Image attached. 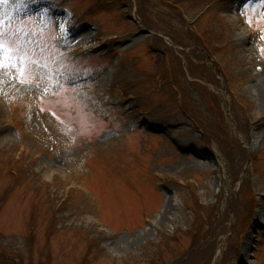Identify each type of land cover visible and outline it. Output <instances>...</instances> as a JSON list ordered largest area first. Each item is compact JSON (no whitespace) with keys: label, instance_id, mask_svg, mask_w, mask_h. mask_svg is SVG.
I'll use <instances>...</instances> for the list:
<instances>
[{"label":"rangeland","instance_id":"1","mask_svg":"<svg viewBox=\"0 0 264 264\" xmlns=\"http://www.w3.org/2000/svg\"><path fill=\"white\" fill-rule=\"evenodd\" d=\"M131 1L132 15L138 18L137 9L141 14L143 10L158 28L154 31L157 38L173 49L180 50L164 34L167 25H170L178 27V30L182 28L181 35L189 38L188 25L183 26L187 21L182 20L180 14L165 3L163 6L162 2L156 0ZM91 5L92 2L87 0L72 1L71 6L80 9L76 11L80 28L60 50H54L53 42L56 40V27L61 30L63 17L56 14L55 29L52 22L45 28L36 24L46 17L50 7L48 3L30 9H14L13 16L18 19L4 30L13 39L29 42L31 51L35 53L33 58L40 60V66L25 67L23 77L16 68H12L9 75L0 74V110L3 111L0 117V196L4 195L0 202V264H82L81 259L85 256L87 264H123L124 260L130 264H157L151 262L156 245L171 237H175V240L161 246L162 262L190 249L189 259L180 260L178 264L189 261L190 264H221L227 247L223 239L225 237L217 249L213 231L206 243L199 247L197 242L201 232L193 224L195 208L190 201V186L187 187V181L183 184L185 187L176 181L193 177L199 184L197 189L191 187L193 194L198 191L204 204L213 205L216 214L221 215L224 196L229 195L233 200L239 191L243 192L246 188L244 155L240 153L244 162L235 163L237 172L234 177L222 169L226 165L231 173L232 168L227 159L219 155L218 143L212 140L210 142L215 145L205 147L206 150L201 148L199 133L187 128L188 123L175 108L172 98L167 95L162 98L157 94L152 79L155 59L154 55L146 52L145 36L116 42V48L123 50L126 57L117 75L116 70L112 73L114 63L109 65V62L103 70L105 59L97 55L70 64L61 61L64 64L62 68L57 66L53 57L60 59L62 56L65 60L64 51L69 48L99 42L94 40L98 31L96 25L101 28L100 34L110 38L122 32V22L113 16L116 12L91 14ZM182 5L192 17L203 2L185 0ZM217 12L214 15L211 9L196 25L202 30L212 27L219 20V26L230 27V36L221 42L232 39L234 45L227 48L225 56L219 54L217 59H221L229 68L234 90L253 111V119L258 120L252 125L250 140L244 143V147L249 152L257 151L256 165L260 176L258 180L255 176L253 178L259 184L264 180V120H259L264 117V0H225L219 4ZM89 23L96 25L91 26ZM42 32L49 33L46 38L50 37L51 49L48 52H41L45 46L40 36ZM188 46L187 51L193 52V45ZM194 54L204 57L203 60L208 63L217 61L209 57L208 53L204 56L202 52L196 51ZM105 72L109 76L100 77ZM111 76L117 83L124 82L129 85L128 88L134 87L132 92L138 95L142 108L150 112L149 119L145 118V122L140 125V131L130 134L128 127H134L133 123L127 125L126 121L117 117L114 109L100 107L94 102L95 87L112 82ZM211 78L213 83H208L209 88L223 96L222 108L231 112V100L221 78L218 76V81L214 80V76ZM21 80H30L31 83H21ZM187 93L194 103H190L192 111L200 110L203 115L205 112L202 120L213 132L220 133L223 130V121L232 129L233 138L237 137L243 142L242 132L238 130L240 127L232 122L231 116H228L230 119L215 118L213 108L207 107L199 99L198 93L190 90ZM161 102H165L166 106L160 110ZM233 114L237 116L238 112ZM136 116L127 118L134 119ZM243 121L245 124L244 118ZM146 128L157 129L161 135L148 134L145 157V154L140 156L137 153L141 141L146 143L147 136L142 132L147 131ZM113 129L123 130V137L119 138L118 131ZM163 131L168 133V137L172 136L170 141L165 138ZM20 147L29 168L27 172L21 171L26 172L22 174L24 181L11 182L8 174L11 161H5L3 156ZM152 156L155 157L154 169L168 179L175 180L171 182L174 187H161L158 192L153 189L154 179L148 169V161ZM232 177L235 179L234 185ZM70 180H76L73 185L88 193L83 197L80 192H72L59 211L60 219L51 218L50 222L49 204L46 201L48 192L56 187V196H60ZM261 187H264V183L259 187L260 190ZM259 202L261 209L254 213L255 224L247 228L251 235L242 240L243 264H253L250 255L254 246L258 248L255 251L257 254H263L262 257L257 255L256 260L261 263L264 261V190L261 191ZM32 207L36 208L37 215L32 228H27ZM201 212L203 218L213 219L205 207ZM230 215L231 212L228 213ZM144 216H148V222H143ZM98 221L110 232L105 228V232L99 234L102 235L99 244L95 243L91 252L85 254L86 240L80 232L86 233L89 239L87 231L92 233ZM221 228V225L214 227ZM26 233L33 236L31 254L24 242ZM255 235L262 240L258 245L253 238ZM192 237L196 238V242L190 247ZM47 244L50 248L46 247ZM214 252L216 257H211ZM215 259L219 261L215 262Z\"/></svg>","mask_w":264,"mask_h":264},{"label":"snow or ice","instance_id":"2","mask_svg":"<svg viewBox=\"0 0 264 264\" xmlns=\"http://www.w3.org/2000/svg\"><path fill=\"white\" fill-rule=\"evenodd\" d=\"M7 3V0H0ZM3 22L0 21V24ZM61 31H66L65 23L60 25ZM35 53L31 51L29 42L20 38L13 39L7 36L3 28H0V74L9 75L12 68H16L20 76H24V69L30 65L40 66V60L34 59ZM46 66V65H45ZM31 81L21 80V83ZM63 87V85H60Z\"/></svg>","mask_w":264,"mask_h":264},{"label":"trees","instance_id":"3","mask_svg":"<svg viewBox=\"0 0 264 264\" xmlns=\"http://www.w3.org/2000/svg\"><path fill=\"white\" fill-rule=\"evenodd\" d=\"M186 259H187V258H186ZM186 259H185V260H186ZM186 264H188V262H187Z\"/></svg>","mask_w":264,"mask_h":264}]
</instances>
